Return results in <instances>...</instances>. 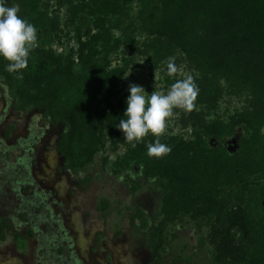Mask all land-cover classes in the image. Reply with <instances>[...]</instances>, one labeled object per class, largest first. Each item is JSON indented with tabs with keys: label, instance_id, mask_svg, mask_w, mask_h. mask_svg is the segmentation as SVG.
I'll return each instance as SVG.
<instances>
[{
	"label": "trees",
	"instance_id": "trees-1",
	"mask_svg": "<svg viewBox=\"0 0 264 264\" xmlns=\"http://www.w3.org/2000/svg\"><path fill=\"white\" fill-rule=\"evenodd\" d=\"M25 1L37 46L19 73L6 71L8 61L0 57V77L20 110L45 109L52 121L67 125L57 149L69 168L88 167L108 144L124 148L113 167L126 174L131 192L150 181L162 191L156 225L146 234L154 260L178 244L175 228L189 225L203 246L210 245L209 264H264V0H139V16L151 18L143 27L144 49L164 58L180 54L197 73L195 110H173L192 128V138L163 134L159 139L171 152L161 158L147 155L156 137L147 135L133 148L116 127L126 119L127 98L117 91L129 60L113 64L121 44L113 29L130 17L133 0H76L63 28L58 14L38 9L47 0ZM2 2L12 7V0ZM159 10L168 18L155 19ZM64 28L78 49L58 53L52 45ZM137 44L125 36L127 50L146 53ZM174 82L167 74V89ZM226 99L243 106L220 112ZM239 129L238 148L230 153L227 142ZM136 217L147 229L144 212L138 209Z\"/></svg>",
	"mask_w": 264,
	"mask_h": 264
},
{
	"label": "rangeland",
	"instance_id": "rangeland-1",
	"mask_svg": "<svg viewBox=\"0 0 264 264\" xmlns=\"http://www.w3.org/2000/svg\"><path fill=\"white\" fill-rule=\"evenodd\" d=\"M77 2L47 0L38 9L49 16L58 14L63 28ZM11 3L19 8L18 15L28 21L26 1ZM139 3L133 0L130 17L123 19L122 27L113 29L117 40H121L112 55L113 64L129 60L118 98H128L129 85L133 83L141 85L147 95L154 90L167 92L169 58L175 59L179 69L170 76L172 81L197 75L180 54L164 58L144 49L148 33L143 27L151 24V18L139 16ZM155 14L157 20L168 18L163 10ZM65 30L59 32L61 38L58 36L52 45L58 53L78 49L73 32ZM130 35L146 53L125 48L124 38ZM17 106L16 95L0 78V222L8 219L12 226L6 239L0 238V264H187L181 259L189 257L190 264H209L210 245L203 246L199 233L189 225L175 228L178 244L162 261L152 262L145 236L156 225L162 191L150 181L136 194L131 192L126 174L115 173L113 167L124 148L114 150L108 144L88 167L71 171L55 148L67 132V125L53 122L45 109L20 111ZM242 106L236 99H226L220 112L232 114ZM180 116L177 112L167 120L164 134L190 140L193 130L182 125ZM241 135L239 129L227 145L238 146ZM135 208L144 212L149 222L147 229H142ZM28 230L33 237L23 245L17 244L12 233L25 235Z\"/></svg>",
	"mask_w": 264,
	"mask_h": 264
},
{
	"label": "clouds",
	"instance_id": "clouds-1",
	"mask_svg": "<svg viewBox=\"0 0 264 264\" xmlns=\"http://www.w3.org/2000/svg\"><path fill=\"white\" fill-rule=\"evenodd\" d=\"M17 6L6 7L0 0V57L8 61L6 71L19 73L28 67L30 52L37 46V28L18 15ZM179 69L174 58L167 61V73L175 75ZM17 79H23L22 74ZM130 95L127 98L126 119H121L116 126L124 133V138L133 148L136 143L151 133L157 139L147 144L149 157L161 158L170 154L171 148L161 143L159 137L167 128V120L174 115V109L192 112L196 108L195 101L199 88L191 75L176 80L164 92L152 91L146 94L138 84L129 85Z\"/></svg>",
	"mask_w": 264,
	"mask_h": 264
},
{
	"label": "flooded vegetation",
	"instance_id": "flooded-vegetation-1",
	"mask_svg": "<svg viewBox=\"0 0 264 264\" xmlns=\"http://www.w3.org/2000/svg\"><path fill=\"white\" fill-rule=\"evenodd\" d=\"M1 78V77H0ZM2 79V78H1ZM19 104V103H18ZM17 108H18V106H17ZM29 109H31V108H29ZM29 109H27V110H29ZM34 109H37V108H34ZM18 110H20L19 108H18ZM27 110H20V111H27ZM54 122V121H53ZM61 139V138H60ZM59 139V140H60ZM58 140V141H59ZM58 141H57V143H58ZM57 143H56V145H55V148H56V150L58 151V149H57ZM59 152V151H58ZM60 153V152H59ZM61 154V153H60ZM64 158V157H63ZM65 159V158H64ZM66 161V160H65ZM67 162V161H66ZM71 170V169H70ZM79 170H81V169H79ZM72 171V170H71ZM78 171V170H77ZM28 191H31V190H28ZM0 199H1V195H0ZM135 210L136 211H138V208L136 209L135 208ZM6 226L5 227V229L3 230V232H4V234H5V239H6V235L7 234H9V233H11L12 232V226H11V224L9 223V221H8V219H3V220H1V222H0V234H1V228H2V226ZM119 232H120V229H117V232H116V234L117 235H119ZM149 232V231H148ZM12 235H13V238H14V240L16 241V243L17 244H20V245H23L25 242H26V240L28 239V238H31V237H33V233H32V231L31 230H28V231H26V234L24 235V234H21V233H18V232H13L12 233ZM18 235V236H17ZM146 237V236H145ZM1 238V237H0ZM2 239V238H1ZM5 239H2V240H5ZM146 242H147V240H146ZM148 245V244H147ZM149 248V247H148ZM150 253H151V251H150ZM165 256V255H164ZM151 259H152V262H159V261H162L163 259H164V257H163V259L162 260H154L153 259V255H152V253H151ZM187 264H190V263H187Z\"/></svg>",
	"mask_w": 264,
	"mask_h": 264
},
{
	"label": "water",
	"instance_id": "water-1",
	"mask_svg": "<svg viewBox=\"0 0 264 264\" xmlns=\"http://www.w3.org/2000/svg\"><path fill=\"white\" fill-rule=\"evenodd\" d=\"M237 148H238V146H234L233 145V147L230 145V147L228 148V151L230 152V153H233V152H235L236 150H237Z\"/></svg>",
	"mask_w": 264,
	"mask_h": 264
}]
</instances>
